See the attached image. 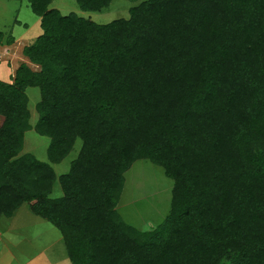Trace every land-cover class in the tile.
<instances>
[{"label":"trees","instance_id":"obj_1","mask_svg":"<svg viewBox=\"0 0 264 264\" xmlns=\"http://www.w3.org/2000/svg\"><path fill=\"white\" fill-rule=\"evenodd\" d=\"M13 1L41 32L21 49L28 64L0 80V217L27 203L70 264H264V0H142L106 24ZM28 87L46 163L20 154ZM77 139L49 198L51 165ZM138 159L172 180L169 212L148 231L115 209Z\"/></svg>","mask_w":264,"mask_h":264},{"label":"rangeland","instance_id":"obj_2","mask_svg":"<svg viewBox=\"0 0 264 264\" xmlns=\"http://www.w3.org/2000/svg\"><path fill=\"white\" fill-rule=\"evenodd\" d=\"M142 0H110L100 11H81L73 0H52L48 5L60 14L73 13L96 24H106L119 18H127L128 9ZM18 21V23H15ZM0 31L13 36L8 54L0 48V80L9 82V75L20 63H27L21 49L40 34L39 19L31 13L25 1L0 0ZM14 39H18L14 41ZM8 62V65L6 62ZM10 67V68H9ZM32 69L34 66L30 65ZM12 68V69H11ZM26 108L30 128L23 134L20 154H31L40 162H47L48 138L36 134L33 127L37 121L35 104L39 99L37 88L25 89ZM80 147L77 139L68 155L58 164L51 165L54 172L49 198L61 195L57 181L67 172L69 163L76 157ZM124 182L116 206L121 220L129 226L148 231L160 224L169 212L172 180L164 176L163 169L146 159L134 161L123 174ZM0 264H70L59 231L46 220L34 215L27 203L22 204L10 219L0 217Z\"/></svg>","mask_w":264,"mask_h":264},{"label":"crops","instance_id":"obj_3","mask_svg":"<svg viewBox=\"0 0 264 264\" xmlns=\"http://www.w3.org/2000/svg\"><path fill=\"white\" fill-rule=\"evenodd\" d=\"M16 40H18V39H14V41H16ZM9 45H10V44H9ZM9 45H5L4 48H3V52L6 53V54H8V49H9L8 47H9ZM2 47H3V46L0 45V48H2ZM5 62H6V61H5ZM8 62H9V61H8ZM8 62H6L7 65H8ZM9 68H10V67H9ZM11 69H12V68H11ZM12 73H13V69H12ZM12 73L9 75V78H10V76L12 75ZM14 212H15V211H14ZM12 215H13V214H12ZM11 217H12V216H11ZM11 217H10V218H11ZM10 218H8V219H10Z\"/></svg>","mask_w":264,"mask_h":264}]
</instances>
